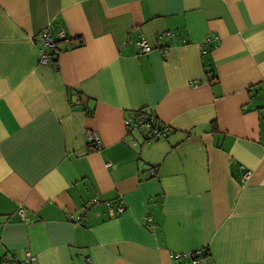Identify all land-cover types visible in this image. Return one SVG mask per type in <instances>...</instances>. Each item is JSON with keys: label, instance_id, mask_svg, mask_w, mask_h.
I'll use <instances>...</instances> for the list:
<instances>
[{"label": "crops", "instance_id": "0c3cea01", "mask_svg": "<svg viewBox=\"0 0 264 264\" xmlns=\"http://www.w3.org/2000/svg\"><path fill=\"white\" fill-rule=\"evenodd\" d=\"M48 26L62 51L46 65ZM145 110L165 136L129 126ZM203 248L198 264H264V0H0V257Z\"/></svg>", "mask_w": 264, "mask_h": 264}, {"label": "built area", "instance_id": "2783aa9c", "mask_svg": "<svg viewBox=\"0 0 264 264\" xmlns=\"http://www.w3.org/2000/svg\"><path fill=\"white\" fill-rule=\"evenodd\" d=\"M167 35L172 36V32H168ZM59 36L62 39H67V35H66L64 30H61L59 32ZM33 40H34V43L36 44V46H38L39 51H40V63L46 64V65L51 64L53 61L52 60V53L53 52H59L57 49L56 38L52 34L51 27L48 26L39 35L34 37ZM138 46L140 48V52L143 54H148L153 50V46L147 40H140L138 42ZM145 123H146V116H141L136 120L135 126L140 127ZM159 135L164 136V135H166V132L160 133ZM89 139L98 148H100L102 146L101 137L96 132L90 131L89 132ZM249 175H250V172H247L244 175V179H247L249 177ZM100 202H101L100 200L94 201L95 204H99ZM106 203L109 205L108 202H106ZM123 210H124L123 206H119L117 208L118 213L122 212ZM18 214L21 218H23L25 220H29V218L27 216L26 208L21 207L18 211ZM149 221H152V219H149ZM175 257L177 260H180V258H182L183 256L180 253H175ZM187 257H189V256H187ZM199 262H200V258H195V259H192L190 262H185L183 264H198ZM180 264H182V263H180Z\"/></svg>", "mask_w": 264, "mask_h": 264}, {"label": "trees", "instance_id": "16d2710c", "mask_svg": "<svg viewBox=\"0 0 264 264\" xmlns=\"http://www.w3.org/2000/svg\"><path fill=\"white\" fill-rule=\"evenodd\" d=\"M57 43H58V41L56 40V44ZM57 49H58L59 52H53L52 53V60H56L57 57L60 54V51H62V49L58 46V44H57ZM141 116H146V123L145 124H143L140 127H137V126H134L135 124L133 123L131 125L129 124V126H133V128H137L140 131H143V130L147 131L148 135L144 139L145 142L153 141V140L161 138L162 136H160L159 134L160 133H165V131H164L165 128L162 125H160V122H159L158 118L155 116L154 112L153 111H146V110L144 112L143 111L142 112H138L136 114V116H135V121ZM166 134H167V132H166ZM88 145L90 147H92V148H95V149L98 148L91 141L88 143ZM197 254L198 255H196V253L193 254L192 258L193 259L200 258L201 255L202 256H205V255L207 256L209 254V250H208V248H203ZM0 264H31V263H28L26 261L23 262L21 260H18L15 256H8L6 254V255L0 257Z\"/></svg>", "mask_w": 264, "mask_h": 264}, {"label": "bare ground", "instance_id": "6f19581e", "mask_svg": "<svg viewBox=\"0 0 264 264\" xmlns=\"http://www.w3.org/2000/svg\"><path fill=\"white\" fill-rule=\"evenodd\" d=\"M54 59V58H53ZM54 61V60H53Z\"/></svg>", "mask_w": 264, "mask_h": 264}]
</instances>
